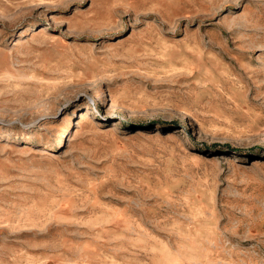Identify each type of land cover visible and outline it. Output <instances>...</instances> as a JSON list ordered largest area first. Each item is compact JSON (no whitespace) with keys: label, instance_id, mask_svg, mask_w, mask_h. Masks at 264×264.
I'll return each instance as SVG.
<instances>
[{"label":"rangeland","instance_id":"374dc122","mask_svg":"<svg viewBox=\"0 0 264 264\" xmlns=\"http://www.w3.org/2000/svg\"><path fill=\"white\" fill-rule=\"evenodd\" d=\"M0 264H264V0H0Z\"/></svg>","mask_w":264,"mask_h":264},{"label":"bare ground","instance_id":"6f19581e","mask_svg":"<svg viewBox=\"0 0 264 264\" xmlns=\"http://www.w3.org/2000/svg\"><path fill=\"white\" fill-rule=\"evenodd\" d=\"M127 113L130 116L128 118V120H130V121H138V117H136L137 116V110L130 108V109H128ZM220 144H223V141H221V140L215 141V143L213 145H220Z\"/></svg>","mask_w":264,"mask_h":264}]
</instances>
